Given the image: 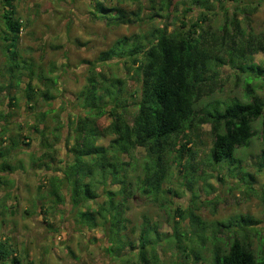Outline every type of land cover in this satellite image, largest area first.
<instances>
[{
    "label": "trees",
    "instance_id": "16d2710c",
    "mask_svg": "<svg viewBox=\"0 0 264 264\" xmlns=\"http://www.w3.org/2000/svg\"><path fill=\"white\" fill-rule=\"evenodd\" d=\"M14 1L3 0L0 13V44L5 58L0 64V90L6 89L9 94L13 89L17 92L22 80L27 78L23 98L29 114L35 118L32 128L41 134L46 148L41 157L33 160L32 165L49 170L55 161L49 151L54 150L53 144L59 139V134L54 131L47 134L45 119L48 111L38 108V99L50 104L56 98L53 90L59 89V76L39 72L38 80L44 90L33 86V64L21 54L18 46L24 23ZM131 1L139 5V12L108 8L98 1L92 14L100 19L109 18L110 24L118 26L142 22L145 4H148L147 19L158 16L170 21L176 10L173 0ZM215 1L221 8H227L226 2L233 4L231 16L227 12L229 9L225 11L220 33L211 31L208 25H200L208 20L204 14L199 17L200 20L191 23L182 19L180 28L173 31H169L168 22L153 27L147 34H135L132 38L123 36L101 52L96 60L87 61L86 84L76 94L86 115L67 123L59 122L61 127L66 126L73 131V143L69 148L72 159L64 161L60 174L49 177L48 199H42L50 203V209L69 205V216L79 226L78 230L101 227L108 232L111 244L108 249L114 256L120 255L129 244L123 240L121 233L130 222L126 212L134 193L158 197L172 173L173 164L184 172L185 178L189 177L191 185L195 182L197 160L190 145L194 144V137L199 135L203 125H210L212 136L209 164L235 163L238 169L241 160L235 157L236 151L250 146L257 134L254 123L264 117V98L256 94V82L264 79V66L251 62L255 53L264 55V21L263 28L258 32L250 26V17L257 12L261 3ZM190 2L191 7L201 5V0ZM191 11V8L185 9L182 16H187ZM113 59L135 68L137 85L128 94L124 79L117 75L106 76L98 70L99 65ZM225 65L244 74L247 100L232 98L224 102L211 99L220 80L219 70ZM248 75L250 78H246ZM237 79H240V75ZM254 80L256 82L252 83ZM131 98L136 108L132 114L128 107ZM9 100L10 106L18 107L15 95H11ZM104 116L109 119L106 126L100 124ZM14 122L8 112L0 109V188L8 185L4 172L15 169L10 163L13 151L20 150L22 144L30 145L19 140L20 134L13 138L9 135ZM8 138L9 142L5 144ZM23 138L30 141L29 136ZM102 139H107L108 143L100 144ZM138 149L146 152L142 161L137 158ZM124 155L128 156V161L123 159ZM138 166L143 177L139 175L135 186H132L130 168L136 171ZM263 169L264 153L258 171ZM247 177L248 187L252 188L254 176L247 173ZM101 196L105 198L100 202ZM44 204L40 207L46 211ZM188 217L194 223L200 221L193 211ZM240 218L238 222L243 220L245 225L254 223L250 217ZM149 232L148 227L140 241V264H159L160 258L154 250L158 241L150 239ZM174 236H180L177 230ZM0 264H22L17 247L3 236H0ZM214 264H264V255L257 256L250 244L235 237L226 252L217 251Z\"/></svg>",
    "mask_w": 264,
    "mask_h": 264
},
{
    "label": "rangeland",
    "instance_id": "374dc122",
    "mask_svg": "<svg viewBox=\"0 0 264 264\" xmlns=\"http://www.w3.org/2000/svg\"><path fill=\"white\" fill-rule=\"evenodd\" d=\"M98 1L108 8L140 10L139 5L131 0L14 1L24 23L18 46L21 54L33 64V86L44 90L38 80L39 72L59 76V89L53 90L56 98L50 104L38 99V108L48 111L45 119L47 134L48 131H54L59 134V139L53 144L54 150L49 151L55 157L49 170L47 167L32 165L33 160L41 157L46 148L41 134L32 128L35 118L29 114L30 110L23 98L22 91L27 78L22 80L17 92L13 89L12 94H9L6 89L0 90V109L8 112L10 119L15 121L10 126L9 135L13 138L20 134L19 140L30 144H22L20 150L13 151L10 163L15 169L4 172L8 185L0 188V236L9 239L17 247L22 264H140V241L148 227L150 239L158 241L154 250L160 258L159 264H214L217 251L226 252L235 237L250 244L257 256L264 255V169L258 171L264 153V117L254 123L257 134L252 138L250 146L236 151L235 157L241 160L238 169L235 163L229 165L222 162L216 166L209 164L212 136L210 125H203L199 135L194 137V144L190 145L197 160L195 182L191 185L189 177L185 178L184 172H180L173 164L172 173L164 182L163 192L158 197L134 193L126 212L130 222L121 233L123 240L129 244L118 256L109 253L111 244L108 232L101 227L80 231L69 216V205L50 209V203L42 199H48L49 177L60 174L64 161L72 159L69 148L73 143V131L60 124L86 115L76 94L86 84L87 61L96 60L101 52L123 36L132 38L135 34H147L153 27L168 22L169 31H173L180 28L182 19L191 23L200 20L199 17L204 14L208 20L200 25H208L211 31L220 33L226 9H229V16L233 9L232 2H226L227 8H221L215 0H201V5L191 7L190 0H173L176 5L173 19L164 21V18L158 16L147 19L148 4H145L142 22L117 26L110 24L109 18L100 19L92 14ZM240 1L261 3L257 12L250 17L251 28L255 32L260 31L264 21V0ZM2 2L0 0V13ZM188 8L192 11L182 16ZM4 60L0 44L1 65ZM251 62L264 66V55L255 53ZM98 70L106 76L117 75L124 79L128 85L127 94L137 85L135 68L118 59L99 65ZM219 73L220 80L212 100H247L243 73L230 65L220 68ZM238 75L240 79H237ZM256 85V94L264 98V79L256 82ZM11 95L17 97L18 107L10 106ZM129 100L128 107L132 114L136 108L133 99ZM130 113L128 116L131 117ZM108 122L106 116L100 120L103 126ZM57 126L59 128L55 131ZM23 136H29L30 141ZM8 142L9 138L5 144ZM99 143L106 145L108 140L102 139ZM136 155L142 161L146 152L138 149ZM123 159L129 160L126 155ZM130 171L133 174L132 186H135L137 177H143L141 167L138 166L136 171L130 168ZM247 173L254 176L252 188L248 187V181L245 180L248 179ZM66 198H69L67 194ZM104 198L101 196L99 201ZM42 203H45L47 212L41 210ZM65 206H68L67 210ZM192 211L198 215L199 222L194 223L188 217ZM241 216L250 217L254 223L245 225L243 220L238 222ZM176 230L180 235L178 238L174 236Z\"/></svg>",
    "mask_w": 264,
    "mask_h": 264
}]
</instances>
